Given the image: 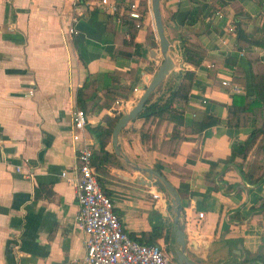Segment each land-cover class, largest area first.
Here are the masks:
<instances>
[{
    "label": "crops",
    "instance_id": "crops-1",
    "mask_svg": "<svg viewBox=\"0 0 264 264\" xmlns=\"http://www.w3.org/2000/svg\"><path fill=\"white\" fill-rule=\"evenodd\" d=\"M138 2L136 54L124 43L128 26L96 0L74 8L70 0H0V264H71L82 258L74 190L59 175L74 163L72 110H84V134L95 146L86 126L115 116L109 113L115 100L128 99L134 88L139 96L154 74L161 56L150 4ZM199 3L205 13L184 24L191 0H159L174 65L150 100L162 102L185 71L192 73L189 88L162 117L129 119L118 133V164H104L98 175L126 232L139 236L160 225L155 242L169 251L174 246L169 195L144 184L147 173L136 168L147 167L178 192L190 260L264 264V137L257 133L244 157L231 155L232 142L261 124L264 101L255 114L245 110L227 122L232 95H251V72H264V44L237 48L233 24L238 21L252 37L264 35V0ZM171 32L185 33L188 44L202 49L198 63L182 56ZM86 77L78 105L76 91ZM104 147L113 151L110 136ZM155 189L161 191L156 199ZM165 231L172 233L167 242Z\"/></svg>",
    "mask_w": 264,
    "mask_h": 264
},
{
    "label": "built area",
    "instance_id": "built-area-1",
    "mask_svg": "<svg viewBox=\"0 0 264 264\" xmlns=\"http://www.w3.org/2000/svg\"><path fill=\"white\" fill-rule=\"evenodd\" d=\"M74 7L84 0H70ZM96 4L105 13L116 14L114 19L124 13L139 25L142 16L138 0H96ZM228 30H232L229 26ZM68 32L73 28L69 26ZM223 84H229L222 80ZM231 90H238L237 85L230 83ZM137 89L128 99L115 100V106L109 109L110 114H119L133 103L138 95ZM71 139L76 143L74 163L60 170V177L74 190L77 203L75 224L82 230L84 254L80 260L74 259L71 264H170L172 251L162 243H140L128 236L119 217L112 209L110 198L102 191L94 166L91 163L92 140L84 134L86 114L80 107L72 110ZM160 190L151 191L153 198H158ZM202 217V212H197Z\"/></svg>",
    "mask_w": 264,
    "mask_h": 264
},
{
    "label": "trees",
    "instance_id": "trees-1",
    "mask_svg": "<svg viewBox=\"0 0 264 264\" xmlns=\"http://www.w3.org/2000/svg\"><path fill=\"white\" fill-rule=\"evenodd\" d=\"M191 1H192V5L185 14L184 24H190L194 22L196 19H198L200 15H203L205 13V10L199 5L200 4L199 0H191ZM107 14L113 17L114 15H116L111 13H107ZM119 18H120L119 23L126 24L129 30L128 39L124 40V43L128 45L132 44L134 47L133 53L137 54L139 44L133 41V34H134L133 30L136 29L138 26L135 25L134 20L128 18L124 13H122L119 16ZM263 27H264V20L260 26V29H263ZM233 28L235 34V45L237 46V48H241L246 45L250 47L262 46L264 44V35H261L258 38L252 37L251 34L246 33L244 31V29L240 26V23L238 21H234ZM184 34L185 33H181V32H177V33L171 32L172 38L174 39L176 38L179 41L180 45L178 47V51L182 54V56L186 60L192 63H198L202 58L203 51L196 44H188L186 42V38L184 37ZM250 78L252 85L251 95L250 93L232 95L231 104L228 107V114L230 118H228L227 122L229 124H232L233 117L237 118L240 112L249 110L255 114V112L257 110H260L261 108L262 102L264 101V72H255V71L251 72ZM191 79H192L191 72L189 71L183 72L181 75V81L176 85L175 88L168 90L166 92L167 94L162 100V102L158 100H150V94H151L150 93L145 101V108L139 111L137 115L144 117H151V116H157L158 118L162 117L168 111L171 101L180 99L185 95L186 91L189 88ZM87 83H88V78L86 77L82 85L76 91V103H78V105H80L81 103L80 100L81 93L83 92V89L87 85ZM120 114L121 113L116 114L113 117L104 116L102 118V122L94 126H86L87 130L93 135L94 139L96 140V145L92 146L91 163L94 166L95 170L98 172V174L104 172V168H103L104 164L107 163H111L114 165L118 164L113 151L106 150L104 146L106 142L109 140L111 128ZM257 133H261L262 137H264V117H262L261 124L258 127L254 128L253 130H251L247 134L245 139H243L240 142L239 141L232 142L231 155L233 156L235 154H239L241 157H244L246 148L251 143V141L254 140ZM243 175L244 177H247V174H243ZM97 180L102 191L106 195H108L105 192L103 181L100 175L97 176ZM36 192L37 191H34V194ZM127 233L129 237L135 239L140 243H154L156 241V238L161 235V226L153 225L151 226L150 230L146 232H140L139 236H136L133 232H127ZM163 236H164V240L167 242L169 241L170 238H172V233L170 231H165ZM170 264L172 263L170 262Z\"/></svg>",
    "mask_w": 264,
    "mask_h": 264
},
{
    "label": "water",
    "instance_id": "water-1",
    "mask_svg": "<svg viewBox=\"0 0 264 264\" xmlns=\"http://www.w3.org/2000/svg\"><path fill=\"white\" fill-rule=\"evenodd\" d=\"M149 4L161 62L148 83L143 87L142 93L138 96L135 103L117 117L111 128L110 140L113 153L116 156H121L117 140L120 128L124 126L129 119L135 117L139 111L145 108V101L149 94L158 85L162 78L172 70L174 65L172 59L171 41L164 33L163 22L159 10V0H149ZM136 169L147 173V180L144 181V184H154L169 195L172 210L171 226L174 235V246L171 248V251L174 255L175 262L178 264H200L190 260L185 254L186 241L184 240L183 235V223L180 220L182 205L177 190L162 174H160V172L147 167H137Z\"/></svg>",
    "mask_w": 264,
    "mask_h": 264
},
{
    "label": "flooded vegetation",
    "instance_id": "flooded-vegetation-1",
    "mask_svg": "<svg viewBox=\"0 0 264 264\" xmlns=\"http://www.w3.org/2000/svg\"><path fill=\"white\" fill-rule=\"evenodd\" d=\"M173 257H174V256H173ZM173 257H172V258H173ZM173 260L175 261V259H173Z\"/></svg>",
    "mask_w": 264,
    "mask_h": 264
}]
</instances>
